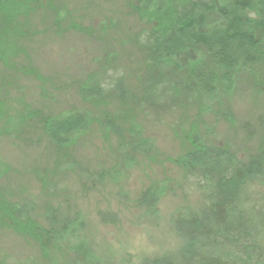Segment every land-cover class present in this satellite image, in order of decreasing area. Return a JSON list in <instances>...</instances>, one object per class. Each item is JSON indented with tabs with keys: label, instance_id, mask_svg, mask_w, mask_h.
<instances>
[{
	"label": "rangeland",
	"instance_id": "rangeland-1",
	"mask_svg": "<svg viewBox=\"0 0 264 264\" xmlns=\"http://www.w3.org/2000/svg\"><path fill=\"white\" fill-rule=\"evenodd\" d=\"M134 2L32 0L19 8L22 35L10 62L0 63V198L42 228L56 231L66 218L71 230L46 246L34 232L0 224V264H81L85 250L113 264H140L175 251L182 240L172 217L185 209L202 212L205 205L176 163L192 141L242 162L264 156V93L245 68L218 67L205 49L194 53L221 74L208 96L171 95L155 105L113 95L82 101L81 86L111 60L133 93L165 73L136 43L150 26L136 15ZM7 110L16 117L9 127ZM74 110L88 112L86 132L54 145L43 121ZM104 119L116 132L101 127ZM134 134L145 141L143 153L123 148ZM98 171L105 178L91 184L88 175ZM152 185L156 194L145 198ZM240 205L244 222L260 231L264 251V177L246 186ZM53 211L59 222L47 221Z\"/></svg>",
	"mask_w": 264,
	"mask_h": 264
},
{
	"label": "trees",
	"instance_id": "trees-1",
	"mask_svg": "<svg viewBox=\"0 0 264 264\" xmlns=\"http://www.w3.org/2000/svg\"><path fill=\"white\" fill-rule=\"evenodd\" d=\"M31 1L0 0V63L3 65L10 62L16 46L14 40L23 32L19 8L22 5L25 9ZM134 1L131 5L134 12L150 26L144 31L143 39L137 37L136 43L153 54L156 68L165 73L146 80L133 93L125 89L124 77L111 60L108 69H102L81 86L79 95L83 102H100L113 95L122 101L130 97L133 101L155 105L171 95H189L195 99L208 96L220 83L221 74L208 69L198 59L194 52L199 49L212 55L218 67L245 68L254 85L264 93V0ZM25 73L32 74L29 70ZM145 84L152 90L150 95L143 88ZM14 118L8 113L6 127ZM88 121L86 110H74L46 118L42 129L51 143L66 146L86 132ZM101 127L112 132L117 130V125L106 119ZM139 137L134 134L123 148L143 153L145 141ZM176 163L183 179L204 197V208L202 212L185 209L176 213L171 221L174 232L182 240L181 246L162 256L144 259L140 264H261L264 260L261 233L244 222L240 198L251 181L264 177V156L251 155L242 162L218 148H207L192 141L191 150ZM1 168L0 176L4 172ZM103 178L104 171L87 177L91 184ZM156 191L152 185L143 195L153 198ZM23 213L18 205L0 198V224L12 231L34 232L48 246L54 238L71 230L66 218L54 231L27 221ZM59 216L53 211L46 219L59 222ZM82 255L81 264H113L94 258L89 250Z\"/></svg>",
	"mask_w": 264,
	"mask_h": 264
}]
</instances>
